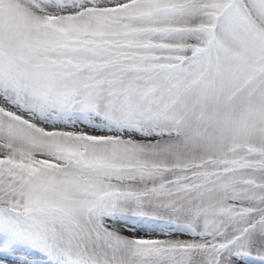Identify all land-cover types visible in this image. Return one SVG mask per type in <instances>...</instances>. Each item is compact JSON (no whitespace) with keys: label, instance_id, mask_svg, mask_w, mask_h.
<instances>
[{"label":"snow or ice","instance_id":"snow-or-ice-1","mask_svg":"<svg viewBox=\"0 0 264 264\" xmlns=\"http://www.w3.org/2000/svg\"><path fill=\"white\" fill-rule=\"evenodd\" d=\"M0 264H264V0H0Z\"/></svg>","mask_w":264,"mask_h":264}]
</instances>
